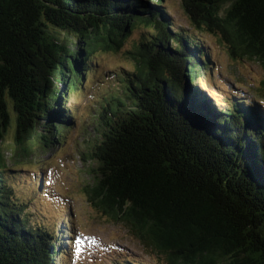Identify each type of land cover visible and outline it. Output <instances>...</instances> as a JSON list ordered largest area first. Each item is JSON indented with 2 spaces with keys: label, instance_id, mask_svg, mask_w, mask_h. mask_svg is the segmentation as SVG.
I'll use <instances>...</instances> for the list:
<instances>
[{
  "label": "trees",
  "instance_id": "16d2710c",
  "mask_svg": "<svg viewBox=\"0 0 264 264\" xmlns=\"http://www.w3.org/2000/svg\"><path fill=\"white\" fill-rule=\"evenodd\" d=\"M165 1L0 0V143L11 127L16 147L29 154L30 140L63 141L77 124L67 97L89 80L96 53L119 50L140 30L129 51L137 70H123L118 94L97 113L96 204L161 264H264V105L208 82L204 36L177 27ZM181 4L190 29L219 35L233 55L264 65V0ZM6 161L0 148V264H60L67 228L58 236L55 227L29 223ZM186 186L207 197L196 202ZM231 199L244 214L228 212V224L219 214Z\"/></svg>",
  "mask_w": 264,
  "mask_h": 264
},
{
  "label": "rangeland",
  "instance_id": "374dc122",
  "mask_svg": "<svg viewBox=\"0 0 264 264\" xmlns=\"http://www.w3.org/2000/svg\"><path fill=\"white\" fill-rule=\"evenodd\" d=\"M181 6V0L165 1L177 27L204 36L213 61V73L206 76L208 82L225 95L232 91L264 105V65L245 55H233L219 35L190 29ZM140 34V30L130 33L119 50L96 53L89 80L78 84L67 97L77 124L63 132V141L40 147L30 140L29 154L16 147L15 128L11 127L0 143L7 160L8 181L14 187L15 199L26 205L29 223L42 229L55 227L57 235L61 226L67 228L66 252L60 264H125L127 260L161 264L159 254L145 247L125 223L116 221L96 204L98 199L93 198L91 190L96 179L91 169L97 162L90 157V148L97 134V113L106 97L118 94V85L124 82L123 70H137L135 55L129 51L136 47ZM201 83L209 96L214 95L213 87Z\"/></svg>",
  "mask_w": 264,
  "mask_h": 264
},
{
  "label": "water",
  "instance_id": "95a60500",
  "mask_svg": "<svg viewBox=\"0 0 264 264\" xmlns=\"http://www.w3.org/2000/svg\"><path fill=\"white\" fill-rule=\"evenodd\" d=\"M186 189H187L188 194L191 197H193L196 202H202L207 197V194H203V193L196 192L195 186H190V188H187V186H186ZM250 195L251 196H255L256 194H255V192H251ZM237 199H239V198L237 197ZM239 203L242 204V205H244L242 202H239ZM227 210L228 211L225 213L224 216L222 214H219V215H221L222 217H224L227 220L226 223H228V224H231V222H229V218L231 217V215L232 216H237V217L240 218V216L244 214L243 212H241V211L238 210V204L235 201H233V205L231 204V202H227ZM246 220L249 221V224H248L249 228L250 227H254V224L252 223V221L250 219H248L247 216H245V221ZM233 230L236 232L235 229H233Z\"/></svg>",
  "mask_w": 264,
  "mask_h": 264
}]
</instances>
